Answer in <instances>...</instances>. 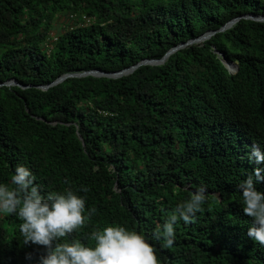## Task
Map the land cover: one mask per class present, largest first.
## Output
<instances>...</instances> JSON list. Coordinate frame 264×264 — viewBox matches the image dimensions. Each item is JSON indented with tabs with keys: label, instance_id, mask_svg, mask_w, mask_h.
I'll return each mask as SVG.
<instances>
[{
	"label": "trees",
	"instance_id": "16d2710c",
	"mask_svg": "<svg viewBox=\"0 0 264 264\" xmlns=\"http://www.w3.org/2000/svg\"><path fill=\"white\" fill-rule=\"evenodd\" d=\"M252 13L264 0H0V182L23 164L44 194L87 187L96 213L68 239L110 224L150 236L203 184L195 222L177 223L172 247L155 242L160 264H264L238 190L258 166L251 146L264 148V21ZM211 30L163 63L50 85L161 59ZM19 223L0 217V264L44 251Z\"/></svg>",
	"mask_w": 264,
	"mask_h": 264
},
{
	"label": "clouds",
	"instance_id": "9594fccd",
	"mask_svg": "<svg viewBox=\"0 0 264 264\" xmlns=\"http://www.w3.org/2000/svg\"><path fill=\"white\" fill-rule=\"evenodd\" d=\"M248 159L258 165L239 185L245 215L251 224L247 235L264 246V148L253 144ZM67 183V181L65 182ZM203 184L157 225L149 236L144 231L121 224H110L91 231L84 239L71 238L96 213L86 210L88 188L74 190L71 186L44 194L36 184L32 170L18 164L10 183L0 182V217L15 216L18 231L25 245H39L44 251L35 258L25 256L28 264H160L155 242L170 248L176 239L179 221L193 223L207 201ZM87 241V242H85Z\"/></svg>",
	"mask_w": 264,
	"mask_h": 264
},
{
	"label": "water",
	"instance_id": "95a60500",
	"mask_svg": "<svg viewBox=\"0 0 264 264\" xmlns=\"http://www.w3.org/2000/svg\"><path fill=\"white\" fill-rule=\"evenodd\" d=\"M245 17H248V18H252V19H256V20H261V21H264V15H259V14H247L245 15ZM240 17H237V18H234L232 19L231 21H229L227 24H225L222 28H220V30H225L229 27H231L233 24H235L238 20H239ZM216 31L215 30H211V31H208L206 33H204L203 35L197 37V38H194V39H190L189 41L187 42H184V43H181L177 46H174L172 47L164 56L163 58L161 59H143L142 61H140L139 63H137L136 65H133V66H130L128 68H125L123 70H119V71H115V72H106V71H103L101 69H93V70H88V71H81V72H71V73H66L60 77H58L52 84L50 85H55V84H58L60 82H62L63 80H65L66 78L68 77H72V76H86V75H95V76H106V77H120V76H123L125 74H128L132 71H134L140 64H144V63H150V64H160V63H163L167 60V58L172 54L174 53L175 51H177L178 49L182 48V47H185L189 44H193V43H196V42H201L205 39H208L210 38ZM224 62L227 64L228 68L231 70V71H234V70H237L238 69V64L236 63H233V62H228L227 59H224ZM4 84H7V85H11V84H19L17 80L15 79H11L9 80L8 82L4 83ZM2 85V84H0ZM50 85H42L40 87H42L43 89H46L48 88ZM81 139L82 136L79 135Z\"/></svg>",
	"mask_w": 264,
	"mask_h": 264
},
{
	"label": "rangeland",
	"instance_id": "374dc122",
	"mask_svg": "<svg viewBox=\"0 0 264 264\" xmlns=\"http://www.w3.org/2000/svg\"><path fill=\"white\" fill-rule=\"evenodd\" d=\"M64 17H58L56 22H55V26L54 29L52 31V33L57 34L60 33V31H62V21H63ZM65 20V19H64ZM66 21V20H65ZM64 21V22H65Z\"/></svg>",
	"mask_w": 264,
	"mask_h": 264
},
{
	"label": "built area",
	"instance_id": "2783aa9c",
	"mask_svg": "<svg viewBox=\"0 0 264 264\" xmlns=\"http://www.w3.org/2000/svg\"><path fill=\"white\" fill-rule=\"evenodd\" d=\"M84 19H85L86 22L90 21V18H88L87 16H84Z\"/></svg>",
	"mask_w": 264,
	"mask_h": 264
}]
</instances>
